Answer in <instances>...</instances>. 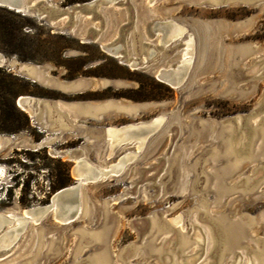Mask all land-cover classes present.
Wrapping results in <instances>:
<instances>
[{"label": "rangeland", "instance_id": "374dc122", "mask_svg": "<svg viewBox=\"0 0 264 264\" xmlns=\"http://www.w3.org/2000/svg\"><path fill=\"white\" fill-rule=\"evenodd\" d=\"M87 1L46 0L75 12ZM20 15L16 50L0 34V76L17 91L5 103L11 116H0V213L25 217L91 166L105 175L84 183L75 219L51 209L4 235L0 243L15 240L0 264H264V0H122L74 13L75 29H98L142 60L140 35L160 44V32L147 33L151 21L184 27L168 29L165 39L183 35L156 48L147 69L55 31L68 17L51 27ZM189 37L183 81L171 83L179 72L165 75L170 83L157 78L161 66L178 65ZM24 64L52 81L31 82L19 74ZM73 80L89 86L55 83ZM22 95L42 106L22 110ZM107 128L119 133L112 139ZM18 225L3 221L0 235ZM224 229L241 244L227 247Z\"/></svg>", "mask_w": 264, "mask_h": 264}, {"label": "water", "instance_id": "95a60500", "mask_svg": "<svg viewBox=\"0 0 264 264\" xmlns=\"http://www.w3.org/2000/svg\"><path fill=\"white\" fill-rule=\"evenodd\" d=\"M118 1H122V0H90L84 3H77L76 7H79V10L76 9L73 10L72 8H66V9H61L58 7H55L53 5H51L50 3L46 2V0H0V6L2 7H6L10 10H14L15 12L21 13V14H31L33 16L38 17L39 19H43L45 18L46 22L51 26L54 27V25L56 24L54 21L58 20H64L66 19V17L72 19V24H67L66 21L65 23L61 24V25H57L56 27H54L55 31H58L62 34L67 33V34H71V33H75L79 40L81 42H94V43H98L99 46L109 52L112 53L113 55H115L116 58H119L121 61L131 64L132 67H140L142 69H147L150 64V61L152 59H154V57L156 56V48L161 47V48H165V47H169L173 42H175L176 40L180 39L183 35H179L177 38H167L165 39V35L168 31L169 28L174 29V27L176 26V24L174 23L173 19L166 17V19H155L153 21H151V28L149 30H147V33L153 34L155 35L157 32L161 33V37H160V44L157 45H153L150 42H142L141 41V35L138 37V43L139 46H147L148 47V51L145 57V60H142L141 58H139V56H132L129 55L127 53H121L123 48V45L121 44H112V43H105L103 41V39L101 38V36H99V30L98 29H93L92 27H90L86 32H80L77 29L74 28V13L77 12H82V13H92V14H96L99 13V7L107 5L108 3H118ZM128 1V0H126ZM75 7V8H76ZM127 39V37H126ZM182 45H184V43H182ZM6 62L5 57L0 53V66H4ZM24 68L25 69H21L19 71L20 75L25 76L26 71L29 73V76H25L27 79H29L31 82L35 83V82H39V77L46 79V80H50L52 81L50 78H48L46 75L43 74V70L42 68H40L38 65L36 64H24ZM177 68V70L179 69L181 75H184L185 73H187V71L189 70L190 67H187V65L185 63H182L179 66H175V67H171V68H167L165 69V67H162L160 69V75H163L165 77V75H171L173 73H177L178 71L175 70ZM178 81V80H177ZM176 80H173L172 83H178ZM55 82V81H53ZM55 83L60 84L64 89V90H72V91H78L81 90L85 87H88L89 84L87 83V81H81L80 80H73L71 82H60V81H56ZM19 99V98H18ZM18 99L16 101L17 105H18ZM42 102L37 103V99L34 97L33 101H32V105H33V109L35 110V112H37L38 106L41 107L42 106ZM48 103L51 105H53L54 109H57V105H56V100H49ZM59 112V111H58ZM63 114V113H60ZM38 115V113L36 114ZM64 119H66L65 115ZM251 126L253 127L254 125L251 123ZM256 133H259V129H255ZM105 134L107 135V129L105 130ZM260 135V134H258ZM121 143V142H119ZM118 145V144H117ZM73 151H70L69 153V158L72 159L73 157ZM228 154V153H227ZM79 162H83L81 160H79ZM105 175V174H104ZM101 173H98L95 169L94 172L84 178H80V177H76V181L75 183L68 185V186H64L59 188L58 190H56L52 197L51 200L48 204L44 205V206H39V207H35V208H30L28 209V213H45L49 210H55L57 211V217L59 219H62V221H70L75 219L78 215H80L82 213V207H81V196L83 194V185L85 182L87 181H94L102 176H104ZM258 195H260L261 197L264 196V193H258ZM40 218V217H39ZM38 218V219H39ZM36 219V221L38 220ZM30 218H26V223L27 221H29ZM25 223V224H26ZM25 224L20 227V228H16L15 230H10L8 232L9 236L12 235L15 231L19 232L20 229H22ZM174 224H172L171 226H173ZM173 229L177 230L175 227H172ZM227 236L228 239V246L230 249H233L235 247H237L238 245H240L241 243L234 241L231 237L230 234H227V229L223 230V233ZM183 234V233H182ZM8 250V248H0V257H2V255Z\"/></svg>", "mask_w": 264, "mask_h": 264}, {"label": "bare ground", "instance_id": "6f19581e", "mask_svg": "<svg viewBox=\"0 0 264 264\" xmlns=\"http://www.w3.org/2000/svg\"><path fill=\"white\" fill-rule=\"evenodd\" d=\"M184 27H182V26H179V25H176L175 27H174V29H173V31H178L179 29H183ZM190 42H191V39H190V37H189V39H187L186 41H185V50H184V52L181 54V58H180V61H179V63H178V65H176V66H179V65H181L182 63H185L186 65H187V67H189L190 66V64H191V55H189V54H187V52H188V45L187 44H190ZM129 65H131V64H129ZM163 66H161L158 70H157V72H156V74H155V76L157 77V78H159V79H161V80H163V81H166V82H168V80L166 79V77H164L163 75H160V69L162 68ZM177 69V68H176ZM179 73H180V71H179V69L177 70ZM186 74V73H185ZM184 74V75H185ZM184 75H181V73H180V75H179V78H178V83H181L182 81H183V79H182V77L184 76ZM81 83V82H80ZM168 83H170V81L168 82ZM172 83V82H171ZM178 83H174L173 85H178ZM33 99L34 98H31L30 96H26V95H22V96H19V99H18V105L21 107V109L22 110H24V109H27V110H29V111H31V105H32V101H33ZM121 107V106H120ZM149 124H151V123H149ZM121 129V128H120ZM117 134V133H119V131H118V129H114V128H107V134L108 135H110L111 136V138L113 139V137H114V134ZM1 141L3 142V137L0 135V145H1ZM81 161H83V162H79V160H76V167H78L81 163H85V160L84 159H80ZM120 167H121V165H119L118 167H116V169L118 170V169H120ZM91 169H92V172L91 173H88V174H84V176H78V177H80V178H84V177H87V176H89V175H91L93 172H94V169L98 172V173H101V170L100 169H97L96 167H93V166H91ZM28 211V209L25 211V217H22V218H20V217H14L13 219H9V218H7V216L6 215H4V214H2V213H0V228H1V226H2V222L3 221H9V222H12V220H15V221H17L18 222V226L17 227H14V228H11V229H9V230H7L6 232H4L3 234H1L0 235V241L3 239V236L4 235H6V234H8V232L10 231V230H15L16 228H20V227H22L24 224H25V222H26V218H30V220L32 219V213H28L27 212ZM55 211V210H54ZM37 213H39V212H37ZM57 214V211H55V216H57L56 215ZM9 216H13V215H9ZM36 219H38V218H34V221H36ZM61 221H62V219H61ZM14 240L15 239H13L10 243H8V244H4V243H0V248L2 247V248H9L10 247V245L14 242Z\"/></svg>", "mask_w": 264, "mask_h": 264}, {"label": "trees", "instance_id": "16d2710c", "mask_svg": "<svg viewBox=\"0 0 264 264\" xmlns=\"http://www.w3.org/2000/svg\"><path fill=\"white\" fill-rule=\"evenodd\" d=\"M9 17H14L15 20H11ZM21 18L20 13L0 6V34L3 36L7 44L13 48V50L18 48L21 35V29L18 22H20ZM16 80L17 83H20V79L16 78ZM7 83L8 82L5 80V77L0 76V116L3 118L11 116L10 111L7 110L5 106V103L8 100L7 95L13 97V95L17 92L13 86L10 87ZM13 106L14 105H12V108Z\"/></svg>", "mask_w": 264, "mask_h": 264}]
</instances>
